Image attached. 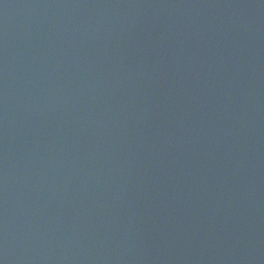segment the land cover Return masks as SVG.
I'll use <instances>...</instances> for the list:
<instances>
[{
  "label": "water",
  "instance_id": "1",
  "mask_svg": "<svg viewBox=\"0 0 264 264\" xmlns=\"http://www.w3.org/2000/svg\"><path fill=\"white\" fill-rule=\"evenodd\" d=\"M0 264H264V0H0Z\"/></svg>",
  "mask_w": 264,
  "mask_h": 264
}]
</instances>
